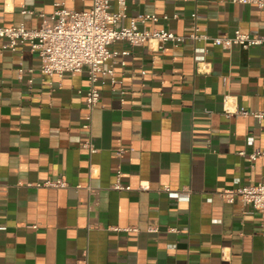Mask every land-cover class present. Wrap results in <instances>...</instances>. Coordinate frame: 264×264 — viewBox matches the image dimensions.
I'll return each instance as SVG.
<instances>
[{"label": "crops", "instance_id": "crops-1", "mask_svg": "<svg viewBox=\"0 0 264 264\" xmlns=\"http://www.w3.org/2000/svg\"><path fill=\"white\" fill-rule=\"evenodd\" d=\"M55 2L77 11L92 3L0 0V25L35 28L37 13L52 12ZM125 7L121 25L154 13L168 19L149 28L179 35L193 24L209 38L236 28L264 35V5L125 0ZM120 8L111 1V11ZM5 41L0 38V264L83 258L87 264H264V211L242 205L237 195L233 202L219 195L264 182V156H247L264 151V117L227 115L222 106L227 95L231 111H264V43L222 48L186 37L158 50L156 43L115 42L112 50L129 53L104 63L116 61L113 82L109 75L95 82L99 102L87 129L86 72L49 78L27 43L10 50ZM87 141L96 151L82 146ZM117 168L130 189L112 187ZM59 178L65 187L26 185Z\"/></svg>", "mask_w": 264, "mask_h": 264}, {"label": "built area", "instance_id": "built-area-1", "mask_svg": "<svg viewBox=\"0 0 264 264\" xmlns=\"http://www.w3.org/2000/svg\"><path fill=\"white\" fill-rule=\"evenodd\" d=\"M91 7L87 10L77 11L66 8L62 2H55L57 7L50 13L39 12V25L35 28L25 27L23 23L17 25H0V38L5 39L4 48L15 50L18 45L28 44L30 51L37 54L40 62L41 74L52 78H61L67 72L85 71L87 76V88L84 97L85 122L84 128L90 129L92 112L99 102V90L95 86L99 75H109L113 82L111 60L108 68L103 65L116 55L126 56L127 50L115 51L110 46L115 42H127L130 45H142L156 43L158 50H163L164 45L170 43L177 47L187 37L193 42L199 40H210L213 45L229 48L238 45L249 48L264 43V35L249 34L242 32L239 28L234 29L229 36H216L209 38L205 34H199L196 26L187 36L176 34L165 27H148V23H157L160 19L167 20L168 16L163 14L161 18L154 13H139L128 17V23L121 25V20L126 17L125 0H91ZM116 1L120 5V11H111L110 3ZM238 3H253L257 7L264 5V0H231ZM21 13H33V11L22 7ZM194 16V14L192 15ZM176 17V15H174ZM206 51L205 48H203ZM124 64V60L120 61ZM21 72L22 69H19ZM143 73V71H142ZM227 95L223 96L222 106L225 114L235 113L241 116L251 115L256 119L264 117V111H249L243 107L231 111L227 106ZM83 147L90 152L96 151L90 141L85 142ZM122 149L116 151L120 155ZM238 154L246 155L240 150ZM250 160L264 156V151L255 149L247 154ZM116 181L114 189H130L123 186L120 181L121 170L116 169ZM144 183H140V187ZM27 186L35 187H65L67 183L63 179H45L36 183H27ZM165 191L169 189L165 187ZM226 202H233L234 197L239 196L242 205L249 204L259 213L264 211V182L242 183L235 188L223 189L219 193ZM5 229V226H0ZM76 264H87L83 258Z\"/></svg>", "mask_w": 264, "mask_h": 264}]
</instances>
